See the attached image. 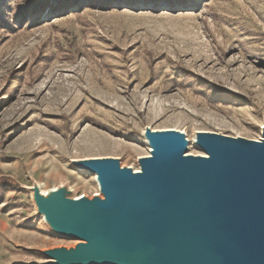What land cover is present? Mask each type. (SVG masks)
Listing matches in <instances>:
<instances>
[{
  "label": "rangeland",
  "instance_id": "374dc122",
  "mask_svg": "<svg viewBox=\"0 0 264 264\" xmlns=\"http://www.w3.org/2000/svg\"><path fill=\"white\" fill-rule=\"evenodd\" d=\"M167 130L264 138V0H0V264L86 244L33 194L102 202L82 162L137 171Z\"/></svg>",
  "mask_w": 264,
  "mask_h": 264
},
{
  "label": "water",
  "instance_id": "95a60500",
  "mask_svg": "<svg viewBox=\"0 0 264 264\" xmlns=\"http://www.w3.org/2000/svg\"><path fill=\"white\" fill-rule=\"evenodd\" d=\"M167 131L148 136L142 173L82 162L102 202L65 198L62 186L33 194L44 223L87 242L47 264H264V138L200 133L209 157L185 158V135Z\"/></svg>",
  "mask_w": 264,
  "mask_h": 264
},
{
  "label": "bare ground",
  "instance_id": "6f19581e",
  "mask_svg": "<svg viewBox=\"0 0 264 264\" xmlns=\"http://www.w3.org/2000/svg\"><path fill=\"white\" fill-rule=\"evenodd\" d=\"M167 132H175V131H172V130H169V131H167ZM184 141H185V144H186V147H187V149H188V147H189V144H190V140L187 138V137H185L184 138ZM193 141L195 142V143H198V136L196 135V136H194V139H193ZM150 152L152 153L153 152V148H151L150 149ZM187 153V152H186ZM151 155V154H150ZM188 156H190L189 154H184V157L186 158V157H188ZM204 159H207L209 156L207 155V154H204L203 156H202ZM139 173H142V167L139 169V170H137V171H134L132 174L133 175H135V174H139ZM95 180H96V182L98 183V186L100 187V189L102 188V182H101V180H100V178H99V174L97 173V172H95ZM43 220V219H42ZM56 259H51L50 261L52 262V261H55ZM50 261H47L46 263H41V264H47L48 262H50Z\"/></svg>",
  "mask_w": 264,
  "mask_h": 264
},
{
  "label": "trees",
  "instance_id": "16d2710c",
  "mask_svg": "<svg viewBox=\"0 0 264 264\" xmlns=\"http://www.w3.org/2000/svg\"><path fill=\"white\" fill-rule=\"evenodd\" d=\"M0 180L1 181H10L8 178H4V177L3 178L1 177Z\"/></svg>",
  "mask_w": 264,
  "mask_h": 264
}]
</instances>
